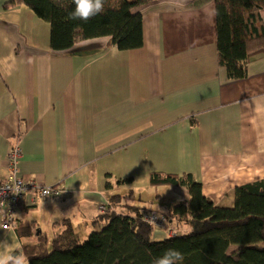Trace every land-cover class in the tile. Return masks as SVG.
I'll use <instances>...</instances> for the list:
<instances>
[{
	"label": "crops",
	"instance_id": "1",
	"mask_svg": "<svg viewBox=\"0 0 264 264\" xmlns=\"http://www.w3.org/2000/svg\"><path fill=\"white\" fill-rule=\"evenodd\" d=\"M8 1L0 0V179L18 144L19 176L63 189L57 198L26 192L17 222L49 233L67 219L85 233L114 193L134 195L128 203L158 216L187 199L172 187L162 211L147 207L151 192L168 191L150 185L151 172L190 173L222 207L233 205L235 186L264 177V56L244 78L227 77L217 62L213 0H152L139 48L98 37L64 52L50 49L47 22ZM123 178L131 181L119 184ZM18 244L0 214V249Z\"/></svg>",
	"mask_w": 264,
	"mask_h": 264
},
{
	"label": "trees",
	"instance_id": "2",
	"mask_svg": "<svg viewBox=\"0 0 264 264\" xmlns=\"http://www.w3.org/2000/svg\"><path fill=\"white\" fill-rule=\"evenodd\" d=\"M151 1L105 0V12L87 22L68 19L74 7L71 0H63L64 7L52 0H9L6 6L24 5L47 22L52 51L64 52L79 41L98 37H107V44L119 50H129L144 43L142 11ZM213 1L218 65L228 78H244L248 64L264 56V0ZM130 181L123 178L118 183ZM149 183L187 191L185 201L160 216L165 226L145 222L144 207L114 193L85 233L67 219L49 233H36L31 220H15L20 243L34 242L19 251L28 264H153L168 248L183 254V264H264V179L235 186L231 207L215 205L190 173L151 172ZM169 221L175 223L173 229ZM155 229L167 236L154 239Z\"/></svg>",
	"mask_w": 264,
	"mask_h": 264
},
{
	"label": "built area",
	"instance_id": "3",
	"mask_svg": "<svg viewBox=\"0 0 264 264\" xmlns=\"http://www.w3.org/2000/svg\"><path fill=\"white\" fill-rule=\"evenodd\" d=\"M19 156L18 144L10 146L7 153L9 172L5 178L0 179L1 227L6 230L14 228L19 204L26 192L32 190L41 198H57L63 193V189L58 186H42L34 181L25 182L17 172ZM15 188H18L20 193L13 194L11 190ZM46 192L47 195H45ZM99 209L103 211L104 206L100 205ZM143 219L155 226H165L163 218H160L155 212H146Z\"/></svg>",
	"mask_w": 264,
	"mask_h": 264
},
{
	"label": "clouds",
	"instance_id": "4",
	"mask_svg": "<svg viewBox=\"0 0 264 264\" xmlns=\"http://www.w3.org/2000/svg\"><path fill=\"white\" fill-rule=\"evenodd\" d=\"M59 7H64L63 0H52ZM74 5L68 13L69 20L89 21L91 18L105 12V0H71ZM264 179V177H261ZM13 194L20 193L18 188L12 189ZM48 193L46 192L45 195ZM188 234V233H185ZM25 245H33L34 242L25 240L23 244H18L16 248L0 249V264H28V258L19 251ZM183 254L174 248L166 249L162 255L156 257L153 264H183Z\"/></svg>",
	"mask_w": 264,
	"mask_h": 264
},
{
	"label": "rangeland",
	"instance_id": "5",
	"mask_svg": "<svg viewBox=\"0 0 264 264\" xmlns=\"http://www.w3.org/2000/svg\"><path fill=\"white\" fill-rule=\"evenodd\" d=\"M167 188L166 190H168L167 192H166V196H164V197H158L157 198V196H154L157 192H151V199L153 198V200L151 201V202H149L148 203V205H147V207H152L154 210H156V211H162L163 209H164V206H163V204H162V202H164V201H168V202H170L171 203V201H170V198H171V196H170V190H172V186H168V185H165V186H160V188ZM152 190L154 191V188L152 187ZM144 191V190H143ZM159 193H163L162 191H161V189L158 191ZM126 194L127 195H125L123 198L126 200V201H128V202H130V203H134V195L133 196H128V193L126 192ZM134 194L137 196L138 195V192L137 191H135L134 192ZM128 196V197H127ZM158 199V200H157ZM145 205V204H144ZM145 205V206H146ZM170 206H173V204L171 203L170 204ZM157 212V213H158ZM76 228L77 229H79V230H82L81 229V226L80 225H78V226H76ZM157 230H159V229H157ZM81 232H79V234H80Z\"/></svg>",
	"mask_w": 264,
	"mask_h": 264
}]
</instances>
